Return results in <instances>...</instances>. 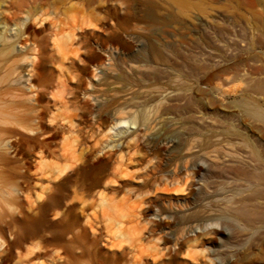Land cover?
<instances>
[{"label":"rangeland","instance_id":"obj_1","mask_svg":"<svg viewBox=\"0 0 264 264\" xmlns=\"http://www.w3.org/2000/svg\"><path fill=\"white\" fill-rule=\"evenodd\" d=\"M28 26L34 31L26 32ZM81 36L95 48L105 40L99 53L107 78L98 80L91 70L78 88L75 67L57 46L78 48ZM38 54L39 73L32 59ZM31 77L45 86L43 104L53 121L38 122V107L27 96ZM60 83L72 93L65 106L54 98ZM252 110L264 115V0H0V264H158L149 256L154 247L174 249V241L164 244L165 237L148 231L142 249L129 243L117 249V230L97 212L92 226L86 223L87 205L100 194L114 203L159 196L177 220L204 196L218 197L206 206L210 216L234 219L233 229L211 234L215 221H202L186 235L189 230L173 227L187 237L173 264H258L264 225L244 226L227 211L240 202L238 194L264 190V169L251 155L264 160V120ZM127 117H135L139 130L131 133L136 126ZM65 118L75 127L67 128ZM107 122L119 124L109 132ZM38 123L58 135L43 158L27 163L28 140H42L29 131ZM120 131L124 146L106 159L109 173L124 159L130 176L118 179L119 187L107 184L92 194L82 175L55 179L72 137L88 148L97 144L93 153L103 155ZM171 159L179 171L166 166ZM180 186L183 191L174 190ZM48 187L46 209H33L29 201L37 203L36 194ZM252 201L263 207L264 191ZM202 239L208 247L200 254Z\"/></svg>","mask_w":264,"mask_h":264},{"label":"bare ground","instance_id":"obj_2","mask_svg":"<svg viewBox=\"0 0 264 264\" xmlns=\"http://www.w3.org/2000/svg\"><path fill=\"white\" fill-rule=\"evenodd\" d=\"M25 30L26 32L32 31V30L34 31V29L31 26H28ZM77 39L81 42L78 48H70V47L67 48L66 44L65 45L62 44V45L57 46V49L60 51L63 49V51H65L64 55L67 57V59L70 60V64H72V66L75 67V72L77 73V75L75 76L76 83H77L76 85L78 86V88H80V84L83 82L84 77L88 76L91 70L96 71V73L98 74L97 75L98 80L106 79L107 78L106 74L103 71L104 62L102 61V57L99 53V51L103 50L102 48L104 46L105 40L102 38L97 39L98 47L95 48L92 46L90 40L87 37L81 36V37H78ZM71 40H75V38ZM67 41H69V39H67ZM26 44H27V41H25L24 43H21V45L19 44L20 48H23ZM32 59L34 61L35 59H37V62L34 65V69L37 71V73H39L40 70L43 71L41 55L38 54V57L33 56ZM58 68L62 70L61 65H59ZM26 82H27L26 83L27 89L29 90V95L27 96L29 100L31 101V103L35 104V108L38 107V112H39L38 122H40V120L44 119L46 116L51 115L49 114L47 107L43 104L45 86L43 85V83L36 84L34 77H31V79H27ZM60 84L62 88L56 92L54 98L62 106H65L67 104L66 96L72 93H67L68 91L63 87L62 83ZM169 93H172V91ZM88 96L91 97L93 95L89 94ZM252 113L257 119L261 121L264 120V115L259 110H252ZM48 117H50L49 119L50 121H53V117L52 118L51 116H48ZM123 121L124 120L121 119L119 123H122ZM127 122L130 124V126H136V130L132 131L131 133H134L137 130H139V126H137V120L135 119V117H132V118L127 117ZM63 123L69 129H72L75 127L74 121L72 118H69V119L65 118ZM119 123H116V124H110L109 122H107V124L105 123L107 131L110 132L111 130H113V127L117 126ZM29 131L32 133L34 132L37 135V137L42 136V140L41 138H40V141L38 140L37 142H33V140L31 139L28 140L29 141V151L27 153L25 152L24 154L25 162L27 163H31L34 160V156L43 158L46 152H48L51 149L50 146L55 142V139L57 138V135H58V133L55 131L44 132V130H42L41 126L39 125V123L35 127V129L29 130ZM124 134L125 132H122V131L117 133L116 136H118V140L116 144L107 146L108 147L107 151L103 155H100L101 150H97V154L93 153L92 150L94 148H97L96 147L97 144H95L93 148L92 147L88 148L86 144L82 141L83 139H81L80 136L72 137L65 149V157H64L65 163L61 167V169L58 170L55 179L61 178V176H63L62 178H67L71 176V174L82 175L84 181L89 183L88 184L89 189L91 190L92 194H94L93 193L94 191H96L99 188L105 187V185L107 184H112V185H116L119 187L118 179H122L123 177L130 176V173L127 170V168H125L122 165V161H124V159L123 157L119 159L120 165L118 166V168L116 169L114 173L108 172L109 164L106 159L108 158V160H111L113 157L114 150L118 149L119 147L124 146L123 144L124 141H122V139L124 138ZM76 147L78 149H76ZM10 149L12 150V152L17 151V145L15 141L11 142ZM251 155L254 158V162L256 163V166L260 168V170L264 169V162H263L264 160L261 159L259 153L253 150L251 152ZM166 166L170 168L173 166L174 169L172 168L173 169L172 172H175L176 169L177 171H179L176 160L174 161L171 159L170 161L166 162ZM157 167L160 169V165H157ZM194 167L198 171H201L204 168V163L198 162L194 164ZM188 175L185 179L184 185L189 181L190 175L189 176ZM259 178L264 179V175L261 174V177ZM61 180L62 179H60V181ZM183 186H180L174 190L183 191ZM116 189L117 188H115L114 190ZM162 190L166 192L168 191V188L164 187L162 188ZM263 191L261 188L258 187L256 189L249 190L247 192L245 191V193L238 194L240 198V202L239 201L236 202L237 206L236 207L229 206L228 210L227 208L225 210H227L230 216H232L233 218L237 217L241 222L243 221L245 223L244 226L246 224L251 225L254 223L256 224L259 223L260 225H264V206L263 207L261 205H259L261 207L254 206L253 205L254 203L252 201L255 197L259 196ZM53 194H54V191H53ZM238 196L236 197L238 198ZM50 198H51V191L49 190V187H48L36 194L35 199L37 200V203H34V201H29L30 203L29 205H32L33 209L35 207L37 211L43 210V209H46L47 207L45 200H48ZM217 198H214L210 195L204 196L202 199H200V202L197 205H190L186 209V213H184V215L181 216L180 219L177 220L175 216L170 215V213L165 208L166 206L164 207V204H166L167 202L159 196L154 195V196H151L145 199L139 198V199L134 200L133 202H130V199L128 198L126 199L123 198L121 202L114 203L113 199L106 197V195L100 194L95 202H92L89 205H87L88 208H92V211H91L92 213L90 212L91 217H87L86 223L89 226H92L93 217H95L96 212H97V214H99V216L104 221H106V223L109 224V226H112L110 228H114V230L115 229L117 230V233H118L117 244L114 245L117 249L121 248L122 243H129L130 245L139 246L141 248L145 240L144 239L145 237L143 238L144 235L141 236V234H143V231H146V232L148 231L151 236L154 234H157V235H160L161 237L162 236L165 237L164 244L166 243V240L174 241L173 250L170 246H167L168 245L167 244L166 246L164 245V247L161 249L159 248V246L158 248L154 247L152 251H150L149 253V256L151 258L158 260V264H173L177 254L181 253L180 250L186 243L187 237L184 236L185 233L186 235H188L189 233L194 232L193 223L195 224L196 222H202V221L203 222L215 221L214 223L211 224L210 228L207 229L208 232H210L211 234H219V233L224 234L226 229H229V230L233 229V227L230 224L231 223L234 224V222H231V221H234V219L231 218L232 219L231 220V219H226V218L225 219L219 218L220 215H216L215 217L213 215L210 216L211 213L208 211L207 209L208 207L206 206L209 205L213 200L216 201ZM251 201H252V204L250 203ZM230 204H233V202ZM95 209H97V211H95ZM150 217H153L154 220L149 221ZM166 221H170L172 222V224ZM130 224H133V225L135 224L136 226H138L137 228L134 226L136 228L133 230L134 232L129 230L128 225ZM229 225L232 228L229 227ZM176 226H182L181 229L185 228L189 231L188 232L186 231L184 234L182 233V236H181L180 234H178V232L176 233L173 230V227H176ZM208 232H206V234ZM133 235L135 236L137 235L136 237L134 236L135 239L133 238ZM205 241L204 239H202L200 240V243L197 244V245L200 244L203 247L200 250L201 251L200 254L204 253V246L208 247ZM186 249L187 250L184 254L185 257L188 259L192 258V255L194 254V252H192L191 249L190 250L188 248ZM61 259L62 258L59 255H57L56 260L60 261ZM203 260L201 261L202 264L205 263V261ZM257 263L264 264V256L259 258ZM16 264H23V263L17 262ZM137 264H139V262Z\"/></svg>","mask_w":264,"mask_h":264}]
</instances>
